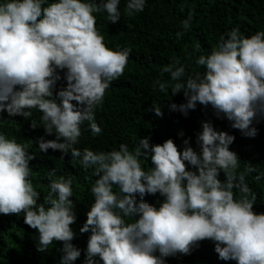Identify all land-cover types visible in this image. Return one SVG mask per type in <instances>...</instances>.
Wrapping results in <instances>:
<instances>
[{
  "label": "clouds",
  "instance_id": "obj_1",
  "mask_svg": "<svg viewBox=\"0 0 264 264\" xmlns=\"http://www.w3.org/2000/svg\"><path fill=\"white\" fill-rule=\"evenodd\" d=\"M120 3H0V113L28 119L31 110L38 109L40 123L31 119V129L43 127L45 136L55 135L31 140L39 151L58 150L62 161L70 153L73 167L79 163L93 170L94 200L79 230L90 233L84 264H166L165 258L190 254L204 240L214 243L221 260L264 264V213L254 211L258 196L247 182L257 168L251 162L241 165L230 150L235 136L217 130L211 120L201 122L199 150L190 145V138L181 150L171 138L150 144L149 137L140 138L133 149L126 143L110 151L75 147L85 122L93 136L102 133L96 109L102 107L111 83L124 75L132 53L131 47H107L96 27L94 13L104 12L110 23L119 22ZM145 7L146 0H126L123 14L133 17ZM193 18L190 11L181 21L178 40L191 30ZM192 47L194 53L202 49L199 41ZM195 63L205 69L203 73L186 76L178 59L163 66L161 74H169L170 81L157 79L154 90L158 85L165 94L169 89L173 96L183 93L186 102L171 103L172 111L187 117L198 105L210 106L217 118H226L232 128L255 137V124L264 120V30L245 36L234 27ZM60 72L66 84L56 90ZM147 111L163 116L155 102ZM34 158L15 137L0 132V214L23 213L24 223L38 234L36 250L45 253L53 242H62L59 264H74L81 250L72 243L76 233L71 225L77 220L73 181L64 176L50 179L40 202L41 194L30 179ZM142 159L150 161L149 169L142 166ZM47 175L55 177L56 170ZM157 193L163 197L158 207L145 200Z\"/></svg>",
  "mask_w": 264,
  "mask_h": 264
},
{
  "label": "trees",
  "instance_id": "obj_2",
  "mask_svg": "<svg viewBox=\"0 0 264 264\" xmlns=\"http://www.w3.org/2000/svg\"><path fill=\"white\" fill-rule=\"evenodd\" d=\"M4 0H0V3ZM51 2V0H49ZM126 0H121V20L115 24L107 20L104 12L94 13L96 27L103 34L105 44L110 49L131 47L132 53L124 75L111 83L106 92L102 107L95 112V120L102 128L99 136H93L87 122L82 125L80 142L75 147L94 151H110L118 149L121 143H126L133 149L140 138L149 137L150 144H162L171 138L181 150L184 140L189 139L190 145L199 150L196 143L197 134L202 131L201 122L211 120L214 127L235 136L230 150L237 153L243 162H251L257 172L247 177L249 186L257 193L258 199L254 205L256 213H264V176L259 181L254 177L264 173V120L255 124L258 134L248 137L238 129L231 127L226 118H217L211 107L205 109L198 105L185 117L179 111L170 109L171 103H185L183 93L172 95L159 91L153 85L157 79L170 81V75L161 74V69L175 60L186 67V76L194 71L204 72L203 67L195 63L199 55H207L216 46L220 35L239 26L245 36H251L258 30H264V0H146L142 13L133 17L123 14ZM193 13L192 28L183 38L177 39L176 32L181 31V21ZM199 41L202 49L193 52L192 45ZM57 82L56 90L66 82L64 72ZM161 106L163 116H157L154 111H147L152 103ZM75 103V102H74ZM32 116L9 117L5 111L0 113V132L8 138L15 137L18 143L24 144L35 155L30 161L33 169L30 179L36 190L40 192V202L48 192L50 179L64 176L73 181V201L76 204V223L71 225L76 233L72 243L81 250V256L74 264H84L87 241L90 233H80V228L86 222V213L94 197L90 191L95 181L93 170H85L79 163L75 167L70 163V153L62 160L60 151L48 150L40 152L38 145L32 143L44 136L46 140L55 139V135L45 136L43 127L31 129V119L40 123L42 113L32 109ZM183 133V135H181ZM145 170L151 167L150 161L142 159ZM56 170L55 177L47 174ZM220 179L224 180L223 173ZM115 190V189H114ZM163 197L159 193L146 195L145 200L158 205ZM132 222L133 218H125ZM36 230L24 223L23 213L16 215L0 214V264H59L62 242H53L45 253L36 250ZM215 245L210 240H204L194 247L190 254H177L165 258L166 264H236L235 261H224L215 252ZM159 255V253H157Z\"/></svg>",
  "mask_w": 264,
  "mask_h": 264
}]
</instances>
